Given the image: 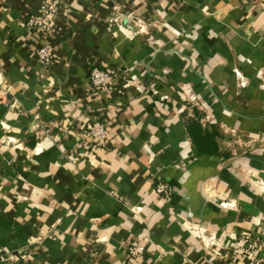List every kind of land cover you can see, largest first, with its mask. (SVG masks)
I'll use <instances>...</instances> for the list:
<instances>
[{
  "label": "crops",
  "instance_id": "1",
  "mask_svg": "<svg viewBox=\"0 0 264 264\" xmlns=\"http://www.w3.org/2000/svg\"><path fill=\"white\" fill-rule=\"evenodd\" d=\"M44 1L0 0V256L243 264L250 235L264 259V0H51L50 67L24 25Z\"/></svg>",
  "mask_w": 264,
  "mask_h": 264
},
{
  "label": "built area",
  "instance_id": "2",
  "mask_svg": "<svg viewBox=\"0 0 264 264\" xmlns=\"http://www.w3.org/2000/svg\"><path fill=\"white\" fill-rule=\"evenodd\" d=\"M59 12V5L56 1L46 0L42 3L38 13L32 15L24 24L30 32L40 36L43 44L34 52L39 63L45 67H50L54 60V46L51 42V36L55 28V18ZM120 74L110 70L94 68L90 72V82L93 90L97 93L105 94L112 92L114 81ZM1 76V73H0ZM110 134V126L106 123H97L91 126L83 134L82 141L78 148L85 152L96 153L103 147H106ZM159 194L167 193V185L159 183L157 185ZM261 238L244 236L240 242H237L233 251L236 258L241 257L243 264H264V259L260 255ZM6 255L0 256V264H14L18 258L15 254L5 250ZM144 253V247L140 244L130 247L128 254L131 258H136ZM25 260V256H22ZM234 259L235 261L237 259Z\"/></svg>",
  "mask_w": 264,
  "mask_h": 264
}]
</instances>
